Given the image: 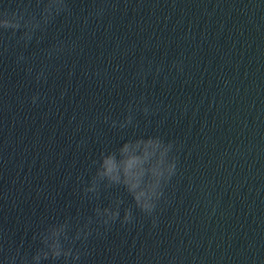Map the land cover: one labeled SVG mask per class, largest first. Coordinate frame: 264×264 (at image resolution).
<instances>
[{
	"label": "clouds",
	"instance_id": "clouds-1",
	"mask_svg": "<svg viewBox=\"0 0 264 264\" xmlns=\"http://www.w3.org/2000/svg\"><path fill=\"white\" fill-rule=\"evenodd\" d=\"M64 8V3L63 0H61V9ZM60 9V10H61ZM14 21H16L15 16H13ZM4 29H19L21 27V24L16 21L14 24H5ZM24 27L29 28L28 23L26 22ZM25 36L27 38H30V35L28 33H25ZM33 102H35V97L33 98ZM162 147L164 149V155L165 158H167L169 152L173 148L172 143L164 144L161 141ZM104 158V157H103ZM103 158H102V163L100 165L99 170L97 171L96 175L102 176L103 180H106L108 183L112 182L115 183L110 175V170L102 171V164H103ZM169 161V160H168ZM169 166L165 173L162 175V180L161 184L159 187V191L155 198L153 199L152 203L149 206H140L138 204H135L136 207L141 210L143 213L146 215H151L153 211L155 210L157 206V202L160 200V198L164 195L163 192V186L165 183H167L172 176L176 174V161L175 159H172L169 161ZM97 187V182L93 181V186L87 191H95ZM119 205L117 207V210L114 211V213L108 217V220H105L104 223L107 224L109 220H116L117 217L119 216V211H118ZM133 219L132 212L131 210H125L124 216H123V222L128 223L131 222ZM155 224V221H153ZM87 227V226H85ZM67 224H61L58 226H53L51 227L45 234L42 235L41 237V247L36 251V253L31 256V261L34 262V264H40L41 260H50V261H58L63 259L65 261V264L69 261L71 258L72 260H78L80 253L77 250L75 253L73 251V247L71 246L76 240L81 239V231H77L75 237H70L67 233ZM90 235L89 232H84L83 233V240H87L88 236ZM18 255V253H17ZM17 255H13L10 258L6 257L7 264H16L17 260ZM27 257H21V262L22 264H27Z\"/></svg>",
	"mask_w": 264,
	"mask_h": 264
},
{
	"label": "water",
	"instance_id": "water-1",
	"mask_svg": "<svg viewBox=\"0 0 264 264\" xmlns=\"http://www.w3.org/2000/svg\"><path fill=\"white\" fill-rule=\"evenodd\" d=\"M264 43V0H251Z\"/></svg>",
	"mask_w": 264,
	"mask_h": 264
}]
</instances>
